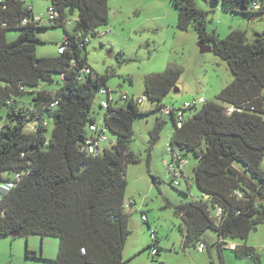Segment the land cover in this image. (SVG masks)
I'll list each match as a JSON object with an SVG mask.
<instances>
[{"label": "trees", "instance_id": "16d2710c", "mask_svg": "<svg viewBox=\"0 0 264 264\" xmlns=\"http://www.w3.org/2000/svg\"><path fill=\"white\" fill-rule=\"evenodd\" d=\"M215 1L231 14L264 18V0ZM108 2L50 0L58 15L46 26L22 22L32 14L25 0H0V234L18 230V235L56 237L53 264H125L122 252L130 232L125 168L139 160L128 147L132 120L150 110L140 107L138 97L111 98L108 76L87 63L85 39L107 23ZM170 2L178 10L177 26L188 29L194 22L199 42L209 43L227 62L233 78L217 93V101L205 100L193 113L188 111L197 105L185 109L179 125L177 108L171 106L168 114L175 128L169 146L195 157L193 181L201 194L180 203L166 200V205L181 219L183 248L203 242L208 249L202 233L211 229L220 248L237 242L231 249L237 256L258 260L246 239L264 223V32L248 38L245 30L232 29L219 37L207 30L206 11L194 0ZM57 26L63 28L60 44L65 48L38 57L36 44L41 40L36 29ZM13 29L17 37L7 40L6 32ZM55 75L60 87L45 88ZM179 75L173 65L147 74L146 100L161 110ZM101 88L107 91V107L99 102L102 124L116 139L93 156L82 146L89 125L97 122L92 111ZM24 95L28 97L21 98ZM148 247L156 248L151 256L158 254L156 234ZM26 255L35 253L26 250Z\"/></svg>", "mask_w": 264, "mask_h": 264}, {"label": "rangeland", "instance_id": "374dc122", "mask_svg": "<svg viewBox=\"0 0 264 264\" xmlns=\"http://www.w3.org/2000/svg\"><path fill=\"white\" fill-rule=\"evenodd\" d=\"M32 6L33 13L45 14L50 0H25ZM196 5L206 11L207 30L215 31L224 37L232 29L245 30L248 38L256 32H264V18L258 14H231L219 6L215 0H194ZM107 23L99 25L98 34L92 35L86 44L87 63L100 75H107L106 84L113 90L110 96L117 99L122 94L140 97L144 93V77L150 73L163 72L167 66L180 69L176 81L177 91L167 95L162 104L179 107L185 101L202 96L205 100L217 101L216 95L231 82L233 76L227 62L213 51L201 52L198 46L199 36L195 23L188 29L177 26V8L170 0H109ZM69 28V25H68ZM41 42L36 44L38 57L52 56L57 53L63 41L61 26L38 28L35 31ZM18 31L8 30L7 40L17 37ZM209 44V43H206ZM52 84H43L47 89L59 88V76H54ZM28 96L21 98L26 99ZM104 94L97 93L92 114L96 121L102 120L99 101ZM200 105L188 112H195ZM140 107L150 110L146 114H137L132 120V135L129 149L139 158L137 162L127 164L126 200L135 203L127 209L129 212L128 229L123 258L125 264H210V252L213 260L221 264V252L217 245V234L207 229L202 237L210 244L203 252L194 247H181L182 235L179 230L181 219L174 214L166 200L173 203L185 202L191 197L200 196L193 181L192 169L196 164L193 155L187 156L183 173L178 172V182L172 176V158L169 152L171 135L175 128L171 115L154 108V103L146 100ZM162 124L157 126L159 120ZM33 124V121H31ZM30 129V126H27ZM51 125L48 126L49 135ZM107 140L115 142L116 135L106 131ZM176 167V164H174ZM177 169V168H176ZM152 175L156 181L152 180ZM142 215L146 217L144 220ZM149 224V225H148ZM151 231L159 239V251L151 256ZM246 243L255 247L258 260L247 256H237L234 251L224 247V264H264V223L252 230ZM26 250L35 256H27ZM58 250L56 237H41L38 234L11 236L0 234V264H53Z\"/></svg>", "mask_w": 264, "mask_h": 264}, {"label": "built area", "instance_id": "2783aa9c", "mask_svg": "<svg viewBox=\"0 0 264 264\" xmlns=\"http://www.w3.org/2000/svg\"><path fill=\"white\" fill-rule=\"evenodd\" d=\"M28 8L32 10V14H31V17H25L22 19V22L23 23H26L27 21H31V22H34L36 24H41V25H46V26H49L53 23V21L55 20V18L57 17V12L56 10L54 9V7L49 4V6L47 7V19H46V22L45 23H42V19H43V16L45 14H40L39 16H36L34 13H33V8L31 5L28 4ZM75 20V17H73L72 19L68 20L67 21V26L71 25L72 22ZM90 39V37H87L85 40L86 42H88ZM65 48V46L62 44H59L58 48H57V52L58 53H61L63 51V49ZM85 71H88L87 68L84 69ZM99 93L101 94H104L105 97H106V94H107V91L103 88H101L99 90ZM111 93V92H110ZM110 93H109V96H110ZM122 96L124 97V94H122ZM111 97V96H110ZM112 98V97H111ZM138 102H144L146 100V97L144 95L138 97ZM205 101V98L202 97V96H198L197 98H194L192 100H187L185 101L181 106L179 107H176V111H175V115H176V118H177V123L178 125L180 124V121L183 119V116H184V110L193 106V105H200L202 104L203 102ZM100 104L102 105L103 108H106L107 107V101L105 100V98H102L100 101ZM170 109H171V106H164L161 110L164 112V114H168L170 112ZM232 111V107H226V112L230 113ZM45 124V122H44ZM106 131L107 129L104 127V125L102 124V120L100 122H95V123H91L89 125V134L87 135L84 143H83V146H82V149L87 152L88 154L90 155H93V156H96L98 154H100L102 152V149L105 147L103 146V143L106 142L107 140V137H106ZM110 143V142H109ZM169 152L171 154V158H172V162L170 165H172V178L175 182H178L179 183V180H178V172L180 173V175L182 174L181 173V168L187 163V156H184L182 154H180L179 151L177 150H172L171 147L169 146ZM174 164H176V167H174ZM177 168V169H176ZM15 176L17 177V174H15ZM134 200L132 199H128L126 200L125 202V207L126 208H130L132 206V203H133ZM217 212H220V208L217 209ZM142 218L145 220L146 217L144 215H142ZM155 237V232L154 231H151V238L153 239ZM220 241H223L222 238H219ZM197 249L199 251H203L205 248H206V245L203 243V242H199L197 245H196ZM224 247H227L229 249H234L236 247V244L233 243V242H227ZM82 251H84L83 248H81ZM156 252V248H151L150 249V254L151 255H154Z\"/></svg>", "mask_w": 264, "mask_h": 264}, {"label": "crops", "instance_id": "0c3cea01", "mask_svg": "<svg viewBox=\"0 0 264 264\" xmlns=\"http://www.w3.org/2000/svg\"><path fill=\"white\" fill-rule=\"evenodd\" d=\"M182 169H183V167L181 168V173H183V170H182ZM195 197H196V196H195ZM247 238H248V237H247ZM203 239H204V241H206L205 238H203ZM246 240H247V239H246ZM158 242H159V239H158ZM206 242H207V241H206ZM207 243H208V242H207ZM233 243L237 244V242H233ZM208 244H209V243H208ZM246 244H247V243H246ZM248 245H249V246H252V245H250L249 243H248ZM158 246H159V244H158ZM181 247L183 248L182 241H181ZM190 247H191V246H190ZM252 247H253V246H252ZM188 248H189V247H185V248H183V249H188ZM194 248H195L196 250H198L196 246H194ZM209 248H210V244H209ZM209 248H208V249H209ZM218 248H219V251L221 252V257H222L221 260H220V263H221V264H224V263H223V260H222V259H223V256H222V255H223V254H222V250L224 249V246L222 245L221 248L218 246ZM225 248H227V247H225ZM254 248H255V247H254ZM227 249H229V248H227ZM229 250H231V249H229ZM198 251H199V250H198ZM203 251H204V250H203ZM203 251H200V252H203ZM209 255H210V256H209V257H210V264H217V263L213 260L211 252H210Z\"/></svg>", "mask_w": 264, "mask_h": 264}, {"label": "water", "instance_id": "95a60500", "mask_svg": "<svg viewBox=\"0 0 264 264\" xmlns=\"http://www.w3.org/2000/svg\"><path fill=\"white\" fill-rule=\"evenodd\" d=\"M198 46H199L201 52L211 50V47L209 45H206L203 41L198 42ZM174 91H177L176 87L174 88ZM18 234H19L18 230L10 233L11 236H17Z\"/></svg>", "mask_w": 264, "mask_h": 264}]
</instances>
